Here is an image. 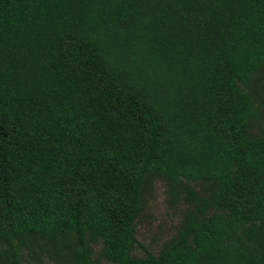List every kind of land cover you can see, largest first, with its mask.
I'll use <instances>...</instances> for the list:
<instances>
[{"label":"trees","instance_id":"trees-1","mask_svg":"<svg viewBox=\"0 0 264 264\" xmlns=\"http://www.w3.org/2000/svg\"><path fill=\"white\" fill-rule=\"evenodd\" d=\"M256 102L264 0H0V264H264ZM151 177L188 207L137 257Z\"/></svg>","mask_w":264,"mask_h":264},{"label":"rangeland","instance_id":"rangeland-1","mask_svg":"<svg viewBox=\"0 0 264 264\" xmlns=\"http://www.w3.org/2000/svg\"><path fill=\"white\" fill-rule=\"evenodd\" d=\"M258 120L253 127L257 136L264 137V105L256 102ZM200 190L197 185H192ZM142 204L136 219V240L132 254L137 257L147 253L157 255L162 246L172 239L184 218L188 204L183 197L177 201L166 183L149 178L143 188ZM93 264H110L101 256V244H91ZM29 259L24 255V263ZM52 264V262H50Z\"/></svg>","mask_w":264,"mask_h":264}]
</instances>
